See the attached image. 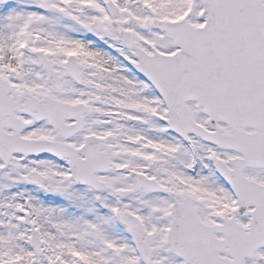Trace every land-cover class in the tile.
I'll return each instance as SVG.
<instances>
[{
	"label": "rangeland",
	"instance_id": "obj_1",
	"mask_svg": "<svg viewBox=\"0 0 264 264\" xmlns=\"http://www.w3.org/2000/svg\"><path fill=\"white\" fill-rule=\"evenodd\" d=\"M16 1V5L11 7L0 6V77L10 82L15 95H21L20 87L15 83L17 75L25 86L29 85L33 92L42 94L46 91L40 88L43 76L32 64L28 53H23V49L30 50L33 46L50 48L54 54H59L57 56L60 59L65 51H77L78 47L71 45L64 52H57L64 49L61 46L63 43L74 42L73 36L67 31L66 24L56 18L45 17V13L50 11L57 18L62 14L63 19L70 21L71 18H76L85 25L94 26V32L100 35L101 32L96 27L105 19L94 11L86 12L78 18V10H83L81 5L86 0H75L78 6L72 3L74 0H40L39 5L44 8L37 7L35 10L22 7L24 2L30 7L33 6L32 0ZM113 1L120 3L127 16L120 19L123 22L125 20L122 28L127 27V22L135 13L140 14L142 18L145 16L147 20L155 17L171 21L185 20L196 27L204 23L197 9L186 8L188 0ZM145 3H148L147 7ZM30 20L36 22L32 28L29 26ZM23 27L27 31L24 35L20 33ZM137 36L141 40L155 37L149 30L138 32ZM160 40L163 52L176 50L173 37H160ZM88 46L93 59L86 64L87 75L99 98V103L93 107L96 112L103 114V118L96 119V122L100 123L97 132L102 130L103 134L111 133L116 138L119 133L123 135L121 139H129L134 143L137 142V136L143 138L141 145L137 146L134 143L126 145L125 142H108L109 153L116 155V167L113 169L126 167L123 170L125 172L127 169L140 172L146 170L148 163H155L153 170L149 168L151 171L148 176L155 177L162 185L177 193L183 192L178 183L180 179L190 190L209 194L212 200H216L217 208L225 211L226 202L224 204L218 195L215 181L209 180L200 170L194 169L196 166L192 160V145L184 147L175 136L171 138L164 132L166 127H163V120L159 122L152 117L154 112L159 116L165 114V108L155 95L145 91L146 88L150 89V86L143 84L142 88L112 55L97 46L93 47V44ZM7 57L10 58L8 63ZM69 84L67 83L68 91L73 93L72 99H75L77 90L72 89ZM189 109L199 124L209 128L207 117L196 109L194 103L189 104ZM107 120L111 121V127L107 126ZM220 129L223 133H228L221 125ZM23 136L52 137L43 125L24 131ZM208 150L204 145H198L200 160L206 161L210 153ZM214 152L224 161L235 156L232 152L224 153L216 149ZM145 160H148V163ZM112 171L102 176L103 184L99 191L104 197V203L109 208H119L124 215H139V218L147 222L148 227L157 225L160 228L151 264H182L168 253L164 244L165 233L161 228L163 223L160 221V215L166 212L168 201L140 196L134 192L132 185L128 183L131 186L129 188L123 182L122 174ZM31 175L42 178L44 192L37 191L31 184ZM66 200L74 203L73 210L63 209L68 205ZM89 201L90 198L85 195L83 189L73 186L66 167L60 163L49 160L31 161V164L12 161L7 168L0 164V264H140L131 241L126 240L116 221L115 227H110V223L101 219L102 217L99 223L92 212L86 210ZM204 203H201V213L204 219H208L211 210H207L210 207H204ZM28 206L29 214L44 242V254L41 257H35L26 241L29 229L22 223L23 216L20 212H28ZM149 218L155 223L150 224ZM23 235L26 237L22 240ZM103 244L110 246V252L105 251Z\"/></svg>",
	"mask_w": 264,
	"mask_h": 264
},
{
	"label": "water",
	"instance_id": "obj_2",
	"mask_svg": "<svg viewBox=\"0 0 264 264\" xmlns=\"http://www.w3.org/2000/svg\"><path fill=\"white\" fill-rule=\"evenodd\" d=\"M11 2L13 0H0V3ZM205 2L203 16L206 25L203 28H193L185 22L156 23L164 32L176 37V45L180 50L174 56L163 57L162 60L151 59L148 63L142 61L140 69L165 99L170 108V124L175 130L186 134L193 129H202L192 120L186 106L187 102L195 101L197 108L210 116L214 129L218 122H226L232 129L230 136L224 137L216 132L208 137L216 143L225 142L235 149L236 136L244 128L235 122L233 111L239 104L251 105L255 100H264V13H260L255 4H249L248 0L242 3L240 0ZM8 92V84L0 80L1 156L10 157L14 148L48 149L49 143L45 141H21L18 131L14 136L5 135L4 127L12 128L8 124L11 122L5 118L9 111L4 109L7 106L4 99ZM58 130L63 129L58 127ZM98 160L102 165L94 171L106 172L109 163H106L105 168V162ZM90 162L96 164L95 160ZM73 166L75 175L78 173L80 176L88 173L91 168ZM131 178L142 192H166L154 180L142 175L131 173ZM192 205L191 199L175 205L171 216L176 225L181 224L180 218L189 209H193ZM125 222L134 231L137 230L138 221L135 217L128 216ZM185 230L174 226L170 231L167 243L170 252L182 257L185 264H192L194 257L198 258L194 264L221 263L215 259L219 250L200 242L203 230ZM251 232L252 240L259 235L254 229ZM259 237L263 242L252 246L253 251L264 246V234Z\"/></svg>",
	"mask_w": 264,
	"mask_h": 264
},
{
	"label": "flooded vegetation",
	"instance_id": "obj_3",
	"mask_svg": "<svg viewBox=\"0 0 264 264\" xmlns=\"http://www.w3.org/2000/svg\"><path fill=\"white\" fill-rule=\"evenodd\" d=\"M33 1V0H32ZM112 2L115 5V9H112V12L108 10L109 4ZM264 4V0H262ZM40 0H37L34 2V4H39ZM72 3L76 6H78L75 3V0L72 1ZM194 6L200 8L202 6L200 0H193ZM28 3H23L22 7L24 8H31ZM83 7V10H78V18L82 17L86 12L94 11L96 15L102 16L105 20H103L99 25H97V30L101 32V35L98 34L97 32H94V26L92 25H85V23H82L80 20L76 18H71L70 20L63 19L62 17L64 15L60 14L59 17L57 18L52 12L49 11V14L58 20L61 21V23L64 22L66 24L67 31L70 32V35L73 36V41L74 42H69V43H63L61 46L64 49H59L57 52H60L63 50V52L69 47V46H78L77 51H65L63 56L59 59L58 56L59 54H54V51L51 50L50 48H45V47H39V46H33L30 50H27L28 56L32 61V64L35 66L36 70L38 71L41 76H43V81H40V88L46 89L45 92L42 94H36L30 89L29 85H24L25 83L21 80V77L17 75V79L15 83L19 85L21 95L17 94L15 95L13 93V87H12V92L11 95L9 96L10 98L13 99V101H18L20 102L21 105H24L29 101V103L33 104L34 107H31L29 110L33 112L34 114L38 112V110H44L48 108L47 106H59L60 108L62 107L63 104H70V105H80L81 108H84L86 112L84 113V127L82 131L74 136H72L68 140H64L60 137H58L54 132L51 130L47 122H41V123H33L31 122L30 118L28 117H23L24 122L27 124V129L28 130H33L36 126L43 125L47 130L50 131L52 137H28L29 139H46L54 142H59L61 144H67L72 146L76 151H78V159L79 161H84L87 159V156L82 152V149L89 137H96L99 140H89V151L87 152L88 157L94 158V154L92 150L95 149V147L99 144H103V151L106 152L108 155V158L111 161L112 164V170L117 171L119 174H122L123 176L121 177L123 182L128 185H132L134 187V192L139 194L140 196L143 197H149V199H157V198H162L166 201H168V205L166 207V212L162 213L160 215L161 219L160 221L163 223L161 228L164 229V233L167 234V232L171 228L172 220L170 218V208L174 204V198L170 199L165 194H160V193H140L135 189L134 184L131 182L128 174L123 171L126 168H116L117 170L113 169L115 166V156L116 155H111L108 151L107 144L108 142H125L126 145H130L134 143L132 140L130 141L129 139H121L122 134H117V138L111 134V133H102L101 131L97 132V130L100 129V123L96 122V119L100 120L101 117L103 118V114L100 112H96L94 110V105L99 103V98L98 94L95 92V86L91 83L89 80V77L87 75V70H86V64L90 63L93 59L88 45L93 44V47H96L107 52L108 55H112L117 62L120 64V66L124 69V71H129L132 72V70L129 68L130 63L137 64L139 61V56H152L154 51H158L160 53H163L162 51V42L160 40V37H163L162 33L158 30H154L151 28V22L153 19L147 20L146 17L142 18L140 14H134L133 18L129 19V22H127V27H123V20L122 17H127L125 12L122 10L120 3L114 2L113 0H86L82 3L81 5ZM68 7V5H67ZM110 14H112L110 16ZM48 17V16H47ZM129 17V16H128ZM51 18V17H48ZM52 19V18H51ZM24 21L26 20V17L23 19ZM34 23H36L34 21ZM35 26V25H34ZM99 28V29H98ZM22 30V29H21ZM149 30L155 37L153 39H140L139 36H137L138 32L141 31H146ZM22 31H25L23 28ZM126 33H128L126 35ZM125 36L128 37L129 40V45L130 49L126 48V45L124 43L125 41ZM76 37L78 39H76ZM86 42V43H85ZM66 44V45H65ZM174 49L172 51H167L164 52L166 54H171L173 53ZM142 53V54H140ZM144 53V54H143ZM58 55V56H57ZM41 62V63H40ZM43 65L51 66L55 75L48 76V73L42 68ZM119 66V67H120ZM70 67L72 69L77 70L79 72V75L77 74L75 76V80L72 78V76H69L67 74L66 68ZM128 68V70H127ZM58 78L60 79L59 81L61 82V86H59V81ZM24 83V84H23ZM67 83H70L72 86V89L77 90L76 96H74L75 99H72L73 93L68 91ZM69 84V85H70ZM145 90V89H144ZM146 91V90H145ZM70 96L69 98H67ZM151 115V114H150ZM108 119V117H107ZM98 123V124H97ZM71 122H68V125H71ZM111 121L107 120V126H110ZM224 129H227L225 125H223ZM228 130V129H227ZM229 131V130H228ZM249 133H255L254 129H249L247 130ZM257 132V131H256ZM122 133V132H120ZM258 133V132H257ZM27 138V139H28ZM196 142L199 145H204L207 147L209 150L211 149H216V147L208 144V143H203L200 139L194 138ZM142 140L137 136V142H135V145H141ZM259 142L264 144V137L259 136ZM220 152H227V151H221ZM234 153V152H232ZM234 157H238V154L234 153ZM21 158L23 161L22 163H28L30 164V161L32 160H49L51 162L56 163L57 159L52 158V157H39V158H34V157H28L24 158L19 155H14L10 161V163L13 162H19L17 160L18 158ZM16 161H15V159ZM147 162V160H145ZM64 165H68L69 159L63 158L61 161ZM9 163V165H10ZM147 166L145 171H140V173L148 175L149 172L151 171ZM116 167V166H115ZM153 170V169H152ZM136 171V170H135ZM113 172V171H112ZM112 172H109L107 174H110ZM138 172V171H137ZM107 174H97L96 178L102 182V176L107 175ZM262 175V176H261ZM245 177L246 179L251 182V183H256L259 186H264V168H247L245 170ZM196 179V178H195ZM130 185H129V184ZM178 183L181 186V189L183 192L177 193V199L175 200L177 203H180L182 201V197L186 195H190L195 199V206L198 209V213L200 215V218L202 222L211 228L213 230V235H214V240L218 242L219 244L224 245V250H229V247L227 246V242L230 240H233L234 238L236 239V232L237 228H243L247 229L250 225V218L251 215H264V195L260 196L262 201H253L258 196V191L255 189H252L250 186H240V192L245 193L246 195H249V199L243 204H240L238 197L236 194H234L230 187L224 182L218 181L215 182L217 187L216 189L218 190L217 193L221 197L222 201H224V204L226 202V210L221 211L216 204L215 199H211L209 197V194H201L197 190H190V188L184 183V181L178 179ZM103 184V182H102ZM76 188H80L84 190V193L86 196L90 198V201L87 204V209L88 211L92 212L94 215H100L103 220L106 219L108 223H110V227H113V220H112V215L114 213L113 208H109L108 205L104 203V197L99 191L100 189L96 192L95 189L91 187H83L76 185ZM131 187V186H130ZM129 187V188H130ZM166 188H168L166 186ZM169 190L174 191L173 189L168 188ZM133 192V193H134ZM201 198V199H200ZM212 200V201H211ZM93 201H97L99 203H102L106 209L98 208L94 204ZM205 202L203 205L204 207H210L207 210H211V216L208 219H204L202 217L201 213V203ZM208 204V205H207ZM200 205V206H199ZM201 207V208H200ZM121 212V210L119 209ZM122 214V213H121ZM246 214V215H245ZM139 216V215H137ZM142 219V218H141ZM155 220V219H154ZM256 223L257 226L261 223V225L264 223L263 220L260 218L257 219L256 217ZM150 224L155 223L151 222V219L149 218ZM143 227L139 231L142 235V239L146 241L147 239L150 238L151 234H156L155 235V243L156 244L158 237L160 236L159 234V227L157 225H152L148 227L147 222L142 219ZM112 225V226H111ZM263 229H258L256 228V231H262ZM28 233V232H27ZM26 237V235L22 236V240ZM31 237V232L28 233V238L26 241H30ZM241 239V235L239 236ZM150 240V239H149ZM237 242V239L235 240ZM166 244V235H165V242ZM242 245V241L241 244ZM103 247L108 248L106 244H103ZM155 248V247H154ZM242 253V250L239 249L237 251V255L235 257H227L225 253H222L220 255V258L222 260H240L241 256L240 254ZM51 261V260H48ZM262 262L264 264V249L258 250L256 253L252 254V257H246L245 258V263H258ZM42 264V263H41ZM51 264V262H49Z\"/></svg>",
	"mask_w": 264,
	"mask_h": 264
},
{
	"label": "bare ground",
	"instance_id": "obj_4",
	"mask_svg": "<svg viewBox=\"0 0 264 264\" xmlns=\"http://www.w3.org/2000/svg\"><path fill=\"white\" fill-rule=\"evenodd\" d=\"M8 61H10V58L9 57H7V63H8Z\"/></svg>",
	"mask_w": 264,
	"mask_h": 264
}]
</instances>
